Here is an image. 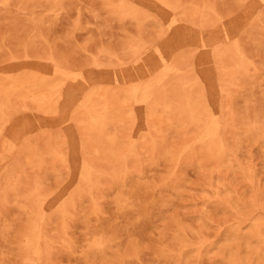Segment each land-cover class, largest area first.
<instances>
[{"label":"rangeland","instance_id":"374dc122","mask_svg":"<svg viewBox=\"0 0 264 264\" xmlns=\"http://www.w3.org/2000/svg\"><path fill=\"white\" fill-rule=\"evenodd\" d=\"M0 264H264V0H0Z\"/></svg>","mask_w":264,"mask_h":264},{"label":"bare ground","instance_id":"6f19581e","mask_svg":"<svg viewBox=\"0 0 264 264\" xmlns=\"http://www.w3.org/2000/svg\"><path fill=\"white\" fill-rule=\"evenodd\" d=\"M162 57V56H161Z\"/></svg>","mask_w":264,"mask_h":264}]
</instances>
